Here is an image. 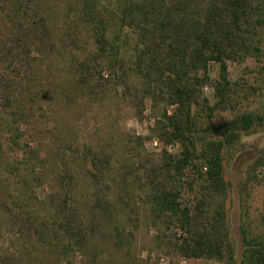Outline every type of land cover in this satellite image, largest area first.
Masks as SVG:
<instances>
[{"label": "rangeland", "instance_id": "374dc122", "mask_svg": "<svg viewBox=\"0 0 264 264\" xmlns=\"http://www.w3.org/2000/svg\"><path fill=\"white\" fill-rule=\"evenodd\" d=\"M257 11L264 16L263 9ZM6 39L10 43L3 45ZM13 40L0 26V252L13 254L24 247L34 259L30 264H46L55 255L46 245V232L55 227L51 214L67 201L88 227L90 241L101 245V254L114 264H226L184 256L179 250L188 238L183 223L151 212L149 166L180 151L154 127L163 109L172 113L176 105L168 106L161 95H134L133 87H143L141 79L128 83L131 94L120 87V95H83L65 82L71 72L63 62L71 55L55 50L41 56L33 45L25 50L17 43L10 51L5 46ZM218 68L210 64L211 79ZM229 72L241 87L225 116L264 113V42L259 59L238 57L230 61ZM203 92L213 104L212 84ZM223 117L217 112L213 121ZM207 132V139H217L214 128ZM109 165L127 180H113ZM223 165L231 192L229 230L221 234L227 232L234 242L235 264H258L264 260V125L243 135L225 153ZM73 167L77 175L70 191L61 181ZM88 201L105 209L92 214Z\"/></svg>", "mask_w": 264, "mask_h": 264}, {"label": "trees", "instance_id": "16d2710c", "mask_svg": "<svg viewBox=\"0 0 264 264\" xmlns=\"http://www.w3.org/2000/svg\"><path fill=\"white\" fill-rule=\"evenodd\" d=\"M259 9L264 10V0H0V26L14 37L5 46L10 51L17 43L25 50L33 45L41 56L55 50L71 55L63 62L71 72L65 82L83 95H120V87L131 94L128 83L141 79L143 87H133L134 95H161L168 106L176 105L172 113L164 108L154 127L166 143H178L180 151L149 166L151 212L183 223L188 238L179 250L184 256L235 264L234 242L227 232L221 234L229 230L226 201L231 192L223 160L243 135L264 125V113L225 116L241 87L231 79L229 63L262 55L264 16ZM212 62L219 67L214 79ZM208 83L213 104L203 92ZM217 112L224 117L216 123ZM213 128L217 139H207ZM76 172L68 168L61 181L70 191ZM107 174L127 180L111 165ZM86 207L92 214L105 209L90 201ZM55 212L52 219L48 215L54 231L46 232V245L55 255L46 264H114L101 254V245L90 241L88 227L67 201ZM9 254L0 252V264L34 260L24 247Z\"/></svg>", "mask_w": 264, "mask_h": 264}]
</instances>
